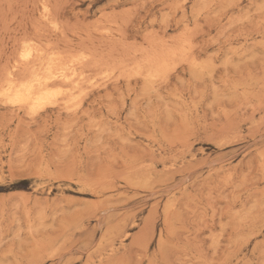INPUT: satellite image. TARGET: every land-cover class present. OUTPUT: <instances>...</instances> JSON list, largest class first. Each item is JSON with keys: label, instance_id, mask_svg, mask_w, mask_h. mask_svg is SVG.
Wrapping results in <instances>:
<instances>
[{"label": "rangeland", "instance_id": "rangeland-1", "mask_svg": "<svg viewBox=\"0 0 264 264\" xmlns=\"http://www.w3.org/2000/svg\"><path fill=\"white\" fill-rule=\"evenodd\" d=\"M52 56L69 103L0 95V264H264V0H0V91Z\"/></svg>", "mask_w": 264, "mask_h": 264}, {"label": "bare ground", "instance_id": "bare-ground-1", "mask_svg": "<svg viewBox=\"0 0 264 264\" xmlns=\"http://www.w3.org/2000/svg\"><path fill=\"white\" fill-rule=\"evenodd\" d=\"M46 3H48V1ZM39 28H40V26H39ZM29 41L30 40H28V42ZM30 43H32V42H30ZM36 47H38V46H36ZM36 47H33L31 45H30V47H27V49H25V52L22 53V56H21L22 57V60L24 59V61L25 60H31L32 61V60H35L36 58L38 59L37 56L41 55L40 54V51H41L42 48H40V46H39V49L36 48ZM69 50H71V49H69ZM88 50H90V49H88ZM52 51H54V50H52ZM44 54H45V52H44ZM54 54H56V53H54ZM61 54H63V53H60L59 52V55H61ZM84 54H82V55H84ZM82 55H80V56H82ZM63 56H64V54H63ZM63 56H62V58H63ZM87 56H88V54H87ZM84 57L85 56H82L81 58H84ZM43 58H44V55H43ZM62 58L60 56H55V57L52 56L47 62H45V64L43 66L40 65V68H38L37 67L38 65L36 66V64H35V66L38 69L35 68L34 69L35 71L32 72L33 73L32 75H30L31 73L30 74L28 73L29 76H30V78L29 77H26V78H29L27 80H24V81L20 80V82H19V81H16V79L14 80L13 77H12V79H10L6 83V85L4 86V88L0 91V95L2 97H4L6 99V101H9V102L14 103V104H17V105L19 104V105H22V106L27 105L31 109H33L34 111L35 110L37 111L38 108H41L42 106H45L46 104L48 105V103L56 104L59 101H65L66 103H69L72 99H67V94L69 92H71L75 88V86L77 84L80 83V79L84 75L82 76V74H83V73H81L82 71H80V70L78 71L77 68H76V64H77V61L76 60H78V59H73V60L71 59V62H70V59L65 60L64 58H66V57H64L63 59L65 61H67V62H64L63 63L62 62L63 61ZM155 60H157V59H155ZM37 61H35L34 63H36ZM68 61H69V63H68ZM82 61H83V59H82ZM42 62H44V61H42ZM39 63L41 64V62H38V64ZM122 63H123V61H122ZM18 65H20V61H19V64ZM77 67H78V65H77ZM149 73L151 74L152 72H149ZM155 73L158 74V72H155ZM103 77H105V76L103 75ZM106 78H107V76H106ZM7 79H8V77H7ZM83 79H86V76H85V78L83 77ZM83 79H81V80H83ZM58 82L64 83V84H66V83H72L74 86H72V88H65V87H62V86H57V83ZM85 82H86V80H85ZM4 83H3V85H4ZM79 106H81V105H79Z\"/></svg>", "mask_w": 264, "mask_h": 264}]
</instances>
